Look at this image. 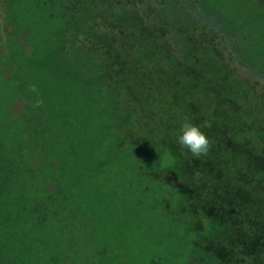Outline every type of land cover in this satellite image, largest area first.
Masks as SVG:
<instances>
[{
	"label": "trees",
	"instance_id": "1",
	"mask_svg": "<svg viewBox=\"0 0 264 264\" xmlns=\"http://www.w3.org/2000/svg\"><path fill=\"white\" fill-rule=\"evenodd\" d=\"M0 5V55L18 81L4 83L17 120H9L11 115L7 122L13 125L3 122L0 133L16 126L14 135L24 139L0 137V206L15 204L20 212L16 219H1L0 231L12 233L11 242L15 231L23 235L22 222L47 225L56 215L54 224L66 226L67 239L63 245L45 238L33 251L23 243V254H10L14 264L115 263L121 256L106 239L115 238L67 223L61 208L68 204L58 190L61 182L68 188L86 182L88 199L96 202L106 191L102 173L108 163L131 154L136 176L171 187L176 200L167 208L179 207L197 229L185 264H264V0ZM6 24L14 25L9 33L2 30ZM251 25L244 37V26ZM33 84L43 100L39 108L33 107ZM20 100L24 105L12 112ZM24 111L31 115L20 124ZM185 121L202 126L211 145L207 155L195 157L178 144ZM24 151L35 153V164L20 163ZM60 168L64 174L53 179L57 189L51 191V177L61 175ZM24 176L33 185L30 196L14 192L13 183ZM69 234L91 240L87 262L71 251ZM8 249L0 245V264Z\"/></svg>",
	"mask_w": 264,
	"mask_h": 264
},
{
	"label": "rangeland",
	"instance_id": "2",
	"mask_svg": "<svg viewBox=\"0 0 264 264\" xmlns=\"http://www.w3.org/2000/svg\"><path fill=\"white\" fill-rule=\"evenodd\" d=\"M8 16L7 14V17ZM2 17L4 16L0 5L1 21L4 20ZM11 26L14 25L6 24L2 30L9 33ZM237 26L238 24L236 23L235 27ZM252 27V25L250 28L244 26V30H242L244 32V37H247L251 32ZM228 29L231 32L235 30L233 26H228ZM256 37V35H253L250 41L256 39ZM26 50L30 52L31 49L27 47ZM7 51L8 48L3 46L2 52L6 53ZM4 58L8 60L7 57ZM7 68L8 67L5 65L0 55V125H2L3 122H6L8 125H13L9 124L7 120L11 115L9 120H17L13 117L16 115L13 111H20L21 105H24L25 101L20 100L16 102L14 104V110H12L13 114H11L10 108L12 101L8 96H4L2 90L4 88V83L7 81H13L16 86L18 85V81L14 80ZM25 115L30 116L31 114L26 111L22 112V115L18 118L20 119V124ZM17 131L18 128L16 126L9 127L5 134L3 132L0 133V137H2L3 134L4 136L8 135L9 142L16 137L18 140H24L23 137L21 138V136L14 135ZM17 144V141L14 142V144L12 143V145ZM34 154L35 153L29 154L25 151L22 152L20 154L22 156V162L20 163L26 166L27 164H35L34 158L37 155L33 158L34 160L31 161ZM108 158L110 159L111 157L108 156ZM132 158L131 154L129 158L119 159L118 161L114 160L112 163H108L105 169L106 174L102 173V175H104L103 177L108 178V180L105 181L106 183L103 182L105 183L104 186L106 191L100 192L102 194L96 199V202L88 199L89 194L84 189L85 186H88L86 182L84 187L81 183L77 184L76 187L70 188L63 185L61 182V187L58 191L65 194L66 198L64 197V204H68L61 208L64 214V220L67 223L69 221L74 223L76 229L84 225L85 233H87L85 225H89L93 226L94 232L108 235L110 238H115V242L106 238L107 242L114 247V251H117L121 256L113 264H164L165 257L168 258L167 264H185L191 257V243L194 244L196 242L197 229H191L188 220L190 217L182 213L179 207L175 206L173 210L167 208L168 205L173 204L176 200L172 188L167 185L163 188L160 180H153L150 177H146V174L136 176L137 173H134L133 167L129 163V159ZM1 159L2 158H0V161ZM11 160L12 162L18 161L15 157H12ZM61 168L60 170L58 169L60 174L63 172ZM150 170L152 171V169ZM140 172L143 171L141 170ZM63 174L64 173L59 176L53 174L51 177L52 185H50L49 190L53 191L55 188L57 189V185L53 179L56 180V178L61 177ZM149 174H151V172H149ZM13 185L14 192L21 196L32 195L29 191L32 189L33 185L30 183V179L27 176H24L21 180H16ZM39 192L40 196L44 193V189L41 187ZM1 204H6V201H1ZM57 214L60 215V213ZM18 215H20V212L18 211L17 205L0 206V220H6V217L13 220L16 219ZM68 215H70L69 218L67 217ZM72 217L75 220H73ZM55 218L56 215L51 217L47 225L37 220L36 227H34L33 219L30 223L26 222L24 224L22 222V227L26 226L23 235L15 231L16 236L11 242L10 240L14 235L9 232V235L4 236L0 231V245H8L11 247V249L5 251L2 257L3 264H14V260L10 259V254H23V243L24 246H30L31 251L35 248H40L42 243L41 240L45 238L50 240V238L53 237L54 241H57V244L63 243V245H65L67 239L62 228L65 229L66 226L54 224ZM10 225L14 230L18 228L15 223L10 222ZM72 227L74 226L70 225V230H72ZM196 227L200 230L198 226ZM5 230L6 229H4L3 232ZM67 238H73L75 242L72 244V240L68 239L72 247L73 245L75 246V248H71V251L80 254V261L87 262L88 257L85 255L84 251L86 247L89 246L91 240L88 238L76 240V234H69ZM95 245L96 248L100 249L102 241L97 240ZM56 249L59 250L60 248L56 246ZM92 249L94 250L93 246ZM63 252H65L64 249ZM74 256L73 254V257ZM111 257H113V255H111ZM120 258L122 262H120ZM103 259L104 257L102 256L98 260ZM65 262L70 261L65 259ZM102 264H104V261Z\"/></svg>",
	"mask_w": 264,
	"mask_h": 264
},
{
	"label": "clouds",
	"instance_id": "3",
	"mask_svg": "<svg viewBox=\"0 0 264 264\" xmlns=\"http://www.w3.org/2000/svg\"><path fill=\"white\" fill-rule=\"evenodd\" d=\"M29 90L36 93V99L33 102V107L39 108L43 105V100L39 98V93L36 85H30ZM205 123L203 127H207ZM202 126L195 125L190 121H185L181 128L180 134L178 135V144L182 148L188 149L191 154L195 157L201 155H207L210 149V141L206 134L201 130Z\"/></svg>",
	"mask_w": 264,
	"mask_h": 264
}]
</instances>
